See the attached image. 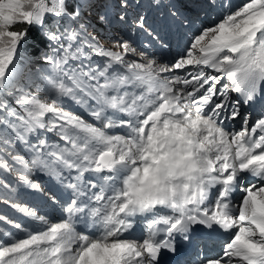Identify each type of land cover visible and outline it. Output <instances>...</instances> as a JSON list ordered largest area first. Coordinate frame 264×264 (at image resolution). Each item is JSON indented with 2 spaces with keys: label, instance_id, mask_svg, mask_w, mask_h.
<instances>
[{
  "label": "snow or ice",
  "instance_id": "obj_1",
  "mask_svg": "<svg viewBox=\"0 0 264 264\" xmlns=\"http://www.w3.org/2000/svg\"><path fill=\"white\" fill-rule=\"evenodd\" d=\"M193 4L163 6L183 24ZM130 6L0 0V171L17 173L38 193L44 189L33 177L44 173L70 192L66 217L51 222L0 180L8 190L3 202L40 226L32 231L0 215L24 233H3L0 264H162L179 242L198 249V264H264V114L251 128L245 114L238 132L223 126L240 116L230 92L245 105L264 97V0H247L194 33L184 54L168 62L148 59L123 37L113 42L119 51L104 49L89 33L95 15L101 26L146 32L166 46L145 15L129 17ZM33 30L50 50L40 57L47 71L21 63ZM85 45L105 58L102 69L83 63L92 60ZM137 54L139 61L126 59ZM178 70L183 74L168 75ZM65 98L97 123L66 109ZM117 127L127 134L108 131ZM45 132L63 143H49ZM17 142L30 159L16 151ZM48 195L57 202L56 192ZM137 216L146 219L143 235L124 237ZM78 221L98 235L78 231ZM221 232L229 237L211 255L205 249Z\"/></svg>",
  "mask_w": 264,
  "mask_h": 264
},
{
  "label": "trees",
  "instance_id": "obj_2",
  "mask_svg": "<svg viewBox=\"0 0 264 264\" xmlns=\"http://www.w3.org/2000/svg\"><path fill=\"white\" fill-rule=\"evenodd\" d=\"M40 38L36 35L35 30H33L32 38L26 43L29 52L34 51L39 46Z\"/></svg>",
  "mask_w": 264,
  "mask_h": 264
},
{
  "label": "rangeland",
  "instance_id": "obj_3",
  "mask_svg": "<svg viewBox=\"0 0 264 264\" xmlns=\"http://www.w3.org/2000/svg\"><path fill=\"white\" fill-rule=\"evenodd\" d=\"M95 23V21H94ZM25 50V44H24V47L20 50L21 51V55L23 54V51Z\"/></svg>",
  "mask_w": 264,
  "mask_h": 264
}]
</instances>
